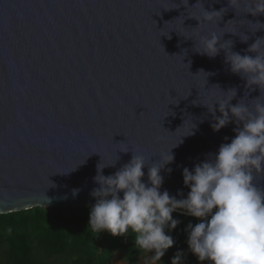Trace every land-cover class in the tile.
<instances>
[{"label": "water", "instance_id": "1", "mask_svg": "<svg viewBox=\"0 0 264 264\" xmlns=\"http://www.w3.org/2000/svg\"><path fill=\"white\" fill-rule=\"evenodd\" d=\"M203 9L226 11L197 28ZM257 22L264 15L228 0H0V215L91 209L98 164L115 162L107 176L144 155L147 182L148 167L179 139L161 191L186 197L183 168L235 135L234 123L214 132L204 104L219 90L236 89L233 105L261 95L230 71L224 50L201 55L195 40L215 31L244 55L264 38ZM254 176L264 189V174Z\"/></svg>", "mask_w": 264, "mask_h": 264}, {"label": "clouds", "instance_id": "2", "mask_svg": "<svg viewBox=\"0 0 264 264\" xmlns=\"http://www.w3.org/2000/svg\"><path fill=\"white\" fill-rule=\"evenodd\" d=\"M228 3L236 11L242 8L243 13L252 16L264 15V0H228ZM225 11L204 10L199 19L194 17L202 20L197 28L204 23H216ZM254 25L264 26L259 22ZM260 28L264 27L257 29ZM243 37L246 42L248 37ZM220 38L215 31L200 35L195 40V50L210 58L224 50L230 71L246 80V88L258 87L261 95L254 100L256 103L246 104L241 100L233 105L236 89L219 90L222 95L211 105L204 104L212 114V130L219 132L234 123L235 135L230 142L225 137L218 151L196 163L192 170L183 168V183L190 189L187 196L182 191L176 195L161 191L164 183L161 172L174 162L171 149L182 142L180 139L174 147L159 154L158 162L148 167L147 182L143 169L148 162L144 155L135 152L128 163L111 175L105 176L103 169L114 166L115 162L98 164L97 175L93 177L99 187L90 193L95 203L89 214L88 228L96 234L107 231L125 239L134 235L135 247L150 254L145 264H163L161 258L175 244L171 232L181 223L173 217L176 212L200 221L195 225L189 222L184 231L188 252L201 264H264V189L254 183V173L264 174V100H261L264 38L256 39L244 55L231 50L232 41L220 43ZM217 111L220 115H216ZM192 127L186 135L192 134ZM167 171L170 174L172 169ZM78 192L79 189H73L74 196ZM186 256L183 250H177L171 264H185Z\"/></svg>", "mask_w": 264, "mask_h": 264}, {"label": "trees", "instance_id": "3", "mask_svg": "<svg viewBox=\"0 0 264 264\" xmlns=\"http://www.w3.org/2000/svg\"><path fill=\"white\" fill-rule=\"evenodd\" d=\"M91 209H32L0 215V264H111L115 254L124 264H140L150 254L138 250L135 237L112 236L88 228ZM181 223L171 232L175 240L161 258L171 264L177 250L187 253L185 264H201L188 252L189 222L197 218L173 213ZM161 264V262H158ZM207 264V262H203Z\"/></svg>", "mask_w": 264, "mask_h": 264}, {"label": "rangeland", "instance_id": "4", "mask_svg": "<svg viewBox=\"0 0 264 264\" xmlns=\"http://www.w3.org/2000/svg\"><path fill=\"white\" fill-rule=\"evenodd\" d=\"M146 257L140 259V264H145ZM111 264H124L120 255L115 254L111 260Z\"/></svg>", "mask_w": 264, "mask_h": 264}]
</instances>
